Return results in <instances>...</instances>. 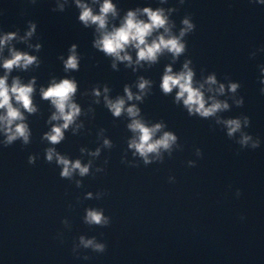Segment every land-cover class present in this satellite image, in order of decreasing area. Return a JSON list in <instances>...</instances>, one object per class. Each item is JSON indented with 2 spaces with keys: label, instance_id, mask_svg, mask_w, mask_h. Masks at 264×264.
Here are the masks:
<instances>
[{
  "label": "clouds",
  "instance_id": "9594fccd",
  "mask_svg": "<svg viewBox=\"0 0 264 264\" xmlns=\"http://www.w3.org/2000/svg\"><path fill=\"white\" fill-rule=\"evenodd\" d=\"M32 4L36 0H30ZM75 7L79 10L78 22L85 28L93 31L92 47L111 58V68H117L118 63H124L126 68H131L136 72L138 68L151 69L156 65L162 56H170L171 62L164 67L160 78L159 88L161 93L169 96L175 90L173 103L177 106L182 104L189 117H199L206 120H214L216 125H222L226 130V136L233 140L241 149H257L261 145L259 137H254L246 131L250 127V117L240 114L236 117L225 118L221 114L231 111L232 107L241 108L244 105L243 96L239 95L241 84L233 81L227 75L221 82L218 80L215 72L204 75V69L200 70V76L197 78V72L192 59L188 58L187 39L195 31L196 25L190 14H185L180 20V26L177 27L176 21L172 19L173 13L179 12V7H135L123 11L113 0H91L90 3L85 0H72ZM158 3L168 4L169 0H158ZM185 0H178L179 5H183ZM251 4L264 5V0H249ZM98 5V8L96 7ZM69 0H55L53 12H64L70 7ZM118 21V26H117ZM178 31H174L177 29ZM19 29L16 31L0 32V69H3V75H0V147H10L19 141L23 146H28L32 140V130L29 124V117L38 114L39 108L34 102L36 94L37 77L32 76L25 83L19 75H12L14 70L28 72L40 68L42 60L39 55L30 54L29 51L17 50L13 46V41L24 43L27 48L39 53L43 45L41 43L32 44L30 39L37 33V24L34 21L27 22V31L24 35H19ZM7 48L8 55H4ZM78 45L73 43L67 49V58L60 55L58 59L63 64L64 73L78 72L80 70L81 54L77 51ZM135 50V60L129 50ZM264 52V45L250 52V58L254 59L258 53ZM185 56L179 71L173 70V65ZM260 76L258 78L261 85L259 91L264 95V64L257 65ZM11 81L9 82V77ZM135 87L137 92L132 91V86L125 84L123 95H117L114 99L110 98L111 89L107 84L96 85L91 89V95L96 99L95 104L100 103V97L103 96L104 106L108 109L114 118L125 116L128 119L126 128L132 133L131 138L127 140V149L132 151L133 158H139L144 166L154 163H164L165 154L171 159L175 151H182L183 145L179 143V137L174 131L166 130L167 124L164 120L151 123L142 116V109L139 107L145 99L153 94V81L141 75L137 78ZM78 91V81L74 76L66 75L57 79L52 76L47 87L40 86L39 96L42 100L48 101L54 111L45 121L51 125L50 130L41 136V142H47L49 147L44 149V159L46 163L53 164L61 169L59 176L62 179L71 181L75 174L80 177H95L90 172L93 168V160L82 163L80 159H69L66 154H61L56 149L65 140V133L70 128L73 135L84 128L82 121L78 122L79 117L87 115L82 113V108L75 100ZM87 92L82 95H87ZM134 103H129L133 102ZM231 101V104L229 103ZM89 112H94L89 108ZM56 123H53V122ZM105 129H100L98 139L102 138V146L94 151L88 152L93 158L101 156L102 148L112 149L113 142L104 137ZM159 134V135H158ZM238 134V139H237ZM87 149L81 148L84 153ZM197 158H202L203 153L200 148L194 152ZM38 159L37 154L28 156V164L34 165ZM109 160L104 159V165L107 166ZM121 163L128 164L131 167H139V163L126 161L121 157ZM187 166L194 168L197 166L196 160H188ZM96 172H106V167H97ZM169 183H175V176L168 177ZM76 187L82 186V180L75 181ZM231 187V186H229ZM109 193L107 190H100L96 193V199L101 200ZM241 190L236 189L235 196L239 198ZM93 194L88 192L85 199H92ZM72 205L69 204V208ZM85 215L82 222L89 228H106L111 224V217L105 215V210L101 207H87L84 209ZM243 220L244 217L241 216ZM67 225V219L61 221ZM62 237V234H58ZM78 243H73L72 252L77 258L89 260V255L81 257L79 250H90L92 253L103 254L107 245L98 240L96 236L79 235ZM61 242L62 239H61Z\"/></svg>",
  "mask_w": 264,
  "mask_h": 264
}]
</instances>
